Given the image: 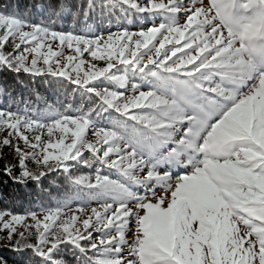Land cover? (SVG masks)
<instances>
[{"label":"snow or ice","instance_id":"1","mask_svg":"<svg viewBox=\"0 0 264 264\" xmlns=\"http://www.w3.org/2000/svg\"><path fill=\"white\" fill-rule=\"evenodd\" d=\"M97 8L166 19L138 32L88 37L0 11V71L61 77L96 99L86 109L50 108L44 119L0 109V134L7 133L0 149L11 148L20 165L13 175L5 164V175L25 183L62 171L98 201L90 212L64 204L42 209V219L30 213L32 224L0 212V231L12 250L31 251L36 264H66L55 255L62 245L81 254L77 264H264V0H191L187 6L184 0H87L79 12L87 16ZM181 12L183 23L176 19ZM9 43L12 51L5 52ZM84 53L104 66L86 62ZM137 74L150 77L151 87L133 84L126 95L100 86H124ZM111 112L118 118L109 126L98 123ZM36 130H46L48 139L26 134ZM86 152L120 178L99 169L73 176L74 162L88 164ZM181 166L190 170L173 186L170 170ZM134 185L148 191L138 195ZM157 185L166 195L156 197ZM132 217L136 230L126 259ZM17 225L28 235L21 231L17 238Z\"/></svg>","mask_w":264,"mask_h":264},{"label":"trees","instance_id":"2","mask_svg":"<svg viewBox=\"0 0 264 264\" xmlns=\"http://www.w3.org/2000/svg\"><path fill=\"white\" fill-rule=\"evenodd\" d=\"M86 3L87 0H0V11L17 15L21 19L33 23L45 24L57 31L73 32L88 37L119 30H134L147 24L154 25L165 22L166 19L164 14L126 11L123 8L105 10L104 12L97 8L85 16L79 12V9L81 5L86 6ZM55 12L60 14L54 15ZM182 14V12L178 14L176 19L178 20ZM4 50L5 52L12 51V45H6ZM150 81V77L143 78L137 74L135 77L130 75L129 82L124 86L117 85L112 81H103L100 86L123 91L126 94L133 91V84L142 90H147L148 87H151ZM74 88L75 86H70L69 82L61 77L33 76L23 72L16 74L4 69L0 71V109L27 110L30 115L44 119L51 115L50 108L63 111L65 106H70L72 110H78L90 108L96 103L94 96L81 89L74 90ZM116 118H118V114L114 112H111L110 115L102 113L97 121L107 127ZM127 123L129 125L128 132L131 134L133 122L128 121ZM83 159L88 161V164L83 161L74 162L71 170L73 176H94L99 169L103 174L110 175L113 179L120 178L115 171L106 167L102 168L95 161L92 153L86 152ZM5 164L13 166V175L19 174L18 160L12 149L8 147L0 149V211L24 215L64 204L76 208L78 206L85 208L97 206L98 201L93 190L70 183L67 173L58 171L49 174L40 181L17 183L11 176L4 174L3 166ZM26 165L29 170L36 168L31 157L26 160ZM185 170L181 166L173 167L170 171L172 175H175L183 173ZM133 190L138 195H143L148 189L142 185H134ZM18 233L19 231H17V238H19ZM25 235L27 236L28 233L25 232ZM99 235V233H94L96 238ZM28 242H34V237ZM132 242L126 237L123 246V255L126 259L130 258L128 253ZM55 255L64 260L66 264H77L75 257L81 254L71 245H62ZM89 255L92 254L89 253ZM0 264H36V258L31 251H13L12 245L7 239V232L0 231Z\"/></svg>","mask_w":264,"mask_h":264},{"label":"rangeland","instance_id":"3","mask_svg":"<svg viewBox=\"0 0 264 264\" xmlns=\"http://www.w3.org/2000/svg\"><path fill=\"white\" fill-rule=\"evenodd\" d=\"M141 1H143V0H140V2H141ZM186 2H187V4H186V6H187L188 4L191 3V0H187ZM186 2L184 1V3H186ZM141 3H142V2H141ZM203 3H204V4H207V0H203ZM197 6H199V4H197ZM184 18H185V17H184V14H182L181 17H180L177 21H178L179 23H183ZM159 24H160V23H156V24H154V25H157V26H158ZM151 26H153V25L147 24V25H145V26H140V28H137V29H134V30H126V31H128V32H138V31H141V30H146L148 27H151ZM119 31H121V30H119ZM115 32H118V31H113V32H110V33H115ZM107 34H109V33H107ZM107 34H104V36L106 37ZM9 44L11 45V43H9ZM53 49H54V51H59V49H57L55 45L53 46ZM64 54H65V55H69V54H72V53H70L69 50H68L67 48H64ZM82 58H83L86 62L91 61V57L89 56L88 53H84V55H83ZM91 62L97 64L98 67H103V66H104V62H103V61H91ZM41 63H42V60H41ZM53 66H55V65H53ZM245 90H246V89H245ZM131 94H132V92H130V93H126V95H131ZM26 134L29 135L30 138H31V137H34V135H42V138H43L44 140H47V139H48V135H47L46 130H44V131H42V130H36L35 133H26ZM4 135H7V133L5 132V133H3V134H0V138L3 139V136H4ZM56 135L59 136V133H57ZM88 139H90V140H93V139H94V137L92 136L91 132H89ZM33 142H35V141L33 140ZM13 143H14V144L19 143L20 147H21L24 151H26V152H31V151H32V149L28 148V147L24 144L23 141H17V140L14 138V139H13ZM32 161H34V160L32 159ZM34 162H35V161H34ZM189 170H190V169H186L185 172H186V171H189ZM183 173H184V172H183ZM183 173H178V174L172 175V178H171L170 183L174 186L177 177H178L179 175L183 174ZM153 190H154L155 193H156V197H159V196H162V195H166V193L164 192V187H159V186L156 187V186H154V189H153ZM147 191H148V190H147ZM140 195H141V194H140ZM169 195H170V194H169ZM148 198L151 199L153 203L155 202V198L152 197L151 195H149ZM133 205H134V202H133V204H131L130 206H133ZM165 206H166V205H165ZM70 208L73 209V210L76 209V207H70ZM86 209L90 212V208H86ZM134 210H135V209H134ZM0 212H4V211H0ZM5 213H6V212H5ZM35 213L37 214L38 218H41V219L43 218V214H44L43 211H38V212H35ZM29 214H30V213H29ZM29 214L21 215V216H24V217H25L24 224H32V223H34V222L31 220ZM70 214H71V213H70V212L67 210V208H66V209H65V217H67V216L70 215ZM139 214H140V215H143V210H139ZM78 215H80V214H78ZM9 218H10V217L6 214V215H5V219H9ZM80 218L82 219V218H84V216H83V215H80ZM135 230H136V218H135V217H132V219H130V221H129L128 229H127V232H126V237H127L128 239H130L131 241H134V233H135ZM17 231H19V232H21V231L27 232V231L25 230V228L22 227V226H20V225H17ZM33 231H34V230H33ZM132 243H133V242H132Z\"/></svg>","mask_w":264,"mask_h":264}]
</instances>
